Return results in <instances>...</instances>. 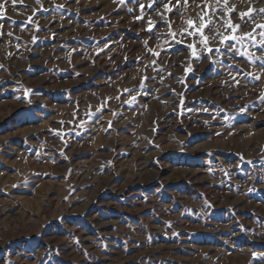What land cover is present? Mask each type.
Returning <instances> with one entry per match:
<instances>
[{"label": "rangeland", "instance_id": "1", "mask_svg": "<svg viewBox=\"0 0 264 264\" xmlns=\"http://www.w3.org/2000/svg\"><path fill=\"white\" fill-rule=\"evenodd\" d=\"M0 4V264H264V0Z\"/></svg>", "mask_w": 264, "mask_h": 264}, {"label": "crops", "instance_id": "2", "mask_svg": "<svg viewBox=\"0 0 264 264\" xmlns=\"http://www.w3.org/2000/svg\"><path fill=\"white\" fill-rule=\"evenodd\" d=\"M104 73L105 75L102 73V82L106 84L107 81L111 80V82L115 81V85H121L123 76L122 73H117V64H114V66L111 64ZM115 73L116 75L114 76Z\"/></svg>", "mask_w": 264, "mask_h": 264}, {"label": "snow or ice", "instance_id": "3", "mask_svg": "<svg viewBox=\"0 0 264 264\" xmlns=\"http://www.w3.org/2000/svg\"><path fill=\"white\" fill-rule=\"evenodd\" d=\"M225 3H227V0H225ZM3 9H4V4H0V15L3 14ZM262 11H264V10H262ZM191 23H192V22L189 21V24H191ZM202 27H203V25H202ZM237 27H238V26H237ZM227 39L235 40V39H237V38H236L235 36H232V37H225L224 40H221V43H224L225 40H227Z\"/></svg>", "mask_w": 264, "mask_h": 264}]
</instances>
